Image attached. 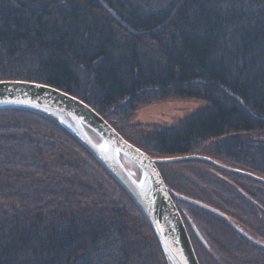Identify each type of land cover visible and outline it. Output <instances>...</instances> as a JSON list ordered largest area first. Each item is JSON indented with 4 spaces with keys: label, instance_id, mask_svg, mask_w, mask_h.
Returning a JSON list of instances; mask_svg holds the SVG:
<instances>
[{
    "label": "trees",
    "instance_id": "trees-1",
    "mask_svg": "<svg viewBox=\"0 0 264 264\" xmlns=\"http://www.w3.org/2000/svg\"><path fill=\"white\" fill-rule=\"evenodd\" d=\"M3 79L82 100L151 157L199 154L264 179V0H0ZM169 98L208 106L150 134L131 124ZM157 165L172 195L222 213L176 199L200 264H264V182L198 158ZM0 264L171 263L67 131L1 107Z\"/></svg>",
    "mask_w": 264,
    "mask_h": 264
},
{
    "label": "water",
    "instance_id": "water-1",
    "mask_svg": "<svg viewBox=\"0 0 264 264\" xmlns=\"http://www.w3.org/2000/svg\"><path fill=\"white\" fill-rule=\"evenodd\" d=\"M1 107H19L35 111L67 131L117 182L141 211L171 264H199V261L174 202V195L167 188L157 164L198 158L264 182L259 176L225 167L204 155L151 157L124 139L88 104L47 84L19 79L0 80ZM175 196L220 214L218 210L195 199L180 194ZM232 226L242 236L255 241L238 226Z\"/></svg>",
    "mask_w": 264,
    "mask_h": 264
},
{
    "label": "rangeland",
    "instance_id": "rangeland-1",
    "mask_svg": "<svg viewBox=\"0 0 264 264\" xmlns=\"http://www.w3.org/2000/svg\"><path fill=\"white\" fill-rule=\"evenodd\" d=\"M207 106H208V104L206 102L201 101V100H195V99H173V98H169V99H164V100H158V101H155V102H152V103H149V104H145V105H142V106L138 107V109L135 111V113L133 115V118L131 120L132 121L131 124L132 125H136L135 129L139 130L143 134H146V133L150 134V133H153L156 130L154 128L155 126H162V127H166V128L176 127L182 121H184L186 118H188L189 116L193 115L198 110L206 108ZM131 124L129 123V125H131ZM123 129H124V126H122V130ZM126 130L128 132V128ZM70 151L73 152L72 150H70ZM189 155H199V154H189ZM170 157H172V156H170ZM170 162H173V161H170ZM183 196H185V195H183ZM189 198L195 199V197L194 198L189 197ZM176 199H179V198H177L175 196V194H174V202H175V204L177 206ZM195 200H198L199 202L204 203L203 199H197L196 198ZM204 204H206V203H204ZM194 205H196V204H194ZM206 205H208L209 207H211V208H213L215 210H218V209H216L215 207H213V206H211L209 204H206ZM199 207H201V206H199ZM206 210H208V209H206ZM178 211H179V209H178ZM208 211H210L212 213H215V212H213L211 210H208ZM215 214L221 215L222 213L220 212V214H218V213H215ZM231 223L234 224L233 222H231ZM185 227H186L187 233L189 235L190 241L192 243V236L190 235V232H189L190 230H188L186 225H185ZM250 241H252V240H250ZM192 246H193V244H192ZM196 257H197V255H196ZM197 259H198V257H197Z\"/></svg>",
    "mask_w": 264,
    "mask_h": 264
},
{
    "label": "snow or ice",
    "instance_id": "snow-or-ice-1",
    "mask_svg": "<svg viewBox=\"0 0 264 264\" xmlns=\"http://www.w3.org/2000/svg\"><path fill=\"white\" fill-rule=\"evenodd\" d=\"M146 159V158H145ZM146 166V165H145Z\"/></svg>",
    "mask_w": 264,
    "mask_h": 264
},
{
    "label": "bare ground",
    "instance_id": "bare-ground-1",
    "mask_svg": "<svg viewBox=\"0 0 264 264\" xmlns=\"http://www.w3.org/2000/svg\"><path fill=\"white\" fill-rule=\"evenodd\" d=\"M131 169V168H130Z\"/></svg>",
    "mask_w": 264,
    "mask_h": 264
}]
</instances>
